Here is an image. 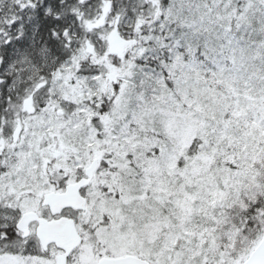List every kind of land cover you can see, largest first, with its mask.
I'll use <instances>...</instances> for the list:
<instances>
[{
    "label": "snow or ice",
    "instance_id": "obj_1",
    "mask_svg": "<svg viewBox=\"0 0 264 264\" xmlns=\"http://www.w3.org/2000/svg\"><path fill=\"white\" fill-rule=\"evenodd\" d=\"M0 264H264V0H0Z\"/></svg>",
    "mask_w": 264,
    "mask_h": 264
}]
</instances>
